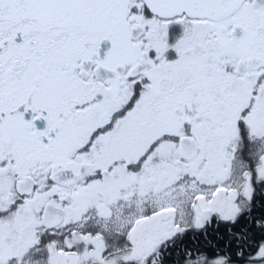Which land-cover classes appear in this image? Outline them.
Masks as SVG:
<instances>
[{"label":"snow or ice","instance_id":"6c2138e0","mask_svg":"<svg viewBox=\"0 0 264 264\" xmlns=\"http://www.w3.org/2000/svg\"><path fill=\"white\" fill-rule=\"evenodd\" d=\"M0 264H264V0H0Z\"/></svg>","mask_w":264,"mask_h":264}]
</instances>
